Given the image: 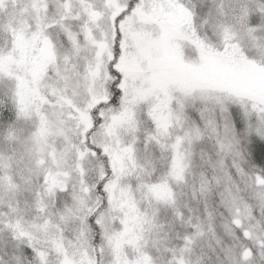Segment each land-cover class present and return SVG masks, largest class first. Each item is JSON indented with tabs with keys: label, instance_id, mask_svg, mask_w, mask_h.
Here are the masks:
<instances>
[{
	"label": "snow or ice",
	"instance_id": "obj_1",
	"mask_svg": "<svg viewBox=\"0 0 264 264\" xmlns=\"http://www.w3.org/2000/svg\"><path fill=\"white\" fill-rule=\"evenodd\" d=\"M0 264H264V0H0Z\"/></svg>",
	"mask_w": 264,
	"mask_h": 264
}]
</instances>
